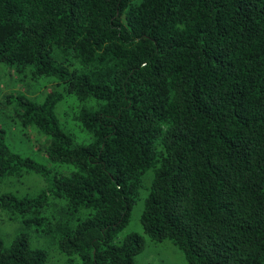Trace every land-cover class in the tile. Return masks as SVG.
Returning a JSON list of instances; mask_svg holds the SVG:
<instances>
[{"label": "trees", "instance_id": "trees-1", "mask_svg": "<svg viewBox=\"0 0 264 264\" xmlns=\"http://www.w3.org/2000/svg\"><path fill=\"white\" fill-rule=\"evenodd\" d=\"M0 64L57 87L5 98L49 166L0 128V184L45 183L0 192L1 213L79 264H136L145 236L186 264H264V0H0ZM143 192V234L120 236ZM45 260L25 232L0 240V264Z\"/></svg>", "mask_w": 264, "mask_h": 264}, {"label": "rangeland", "instance_id": "rangeland-1", "mask_svg": "<svg viewBox=\"0 0 264 264\" xmlns=\"http://www.w3.org/2000/svg\"><path fill=\"white\" fill-rule=\"evenodd\" d=\"M9 68L0 64V128H3L7 133V142L11 149L22 156L31 157L40 164L49 166L45 158L44 150L47 145V140L40 136L34 129L22 131L18 126V118L14 114L12 107L5 103V98L8 95L23 94L35 100H40L51 89H57L53 86L51 80H44L39 83L24 85L18 82ZM66 98L59 103L57 107V115L61 123H64L77 141L84 139L83 131L73 123V109L77 103L74 98L66 101ZM72 107V108H71ZM75 128V129H74ZM149 182V176L145 183ZM45 185L42 177L35 174H26L21 179H7L0 184V192H13L19 196L33 195ZM143 193L140 199L134 205L130 221L121 231L120 236L127 232L142 233L139 216L143 206ZM25 232L27 240L31 247L41 248L46 252L45 264H79V259L75 255L65 256L59 253L55 244L52 243L50 236L40 233L37 228H25L24 225L15 219H10L6 214L0 212V240L6 246L14 238L15 235ZM145 236V235H144ZM134 261L136 264H144L150 262L153 264H186L181 253L173 246L169 240L161 242L151 241L145 236L143 249L135 255Z\"/></svg>", "mask_w": 264, "mask_h": 264}]
</instances>
